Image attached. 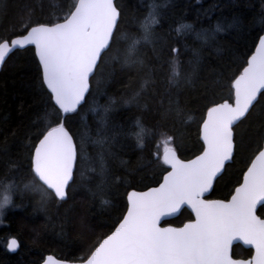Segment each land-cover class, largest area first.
<instances>
[{"label": "trees", "instance_id": "1", "mask_svg": "<svg viewBox=\"0 0 264 264\" xmlns=\"http://www.w3.org/2000/svg\"><path fill=\"white\" fill-rule=\"evenodd\" d=\"M68 3L0 0V38L24 34L29 14L33 21L46 22L62 14ZM116 5L121 16L111 50L103 55L87 102L66 122L77 144L78 164L65 201L42 199L40 192L24 187L33 180L29 155L45 118L56 122L34 48L14 52L1 71L0 182L14 183L16 194L0 221V264H41L48 254L75 262L86 257L125 214L126 193L162 181L166 166L157 162V146L162 156L163 136L174 138L170 146L183 160L200 154L199 127L206 106L212 100L233 102L230 80L246 66L249 51L254 52L252 37L264 33V0H116ZM149 13L158 23L145 42L142 24ZM181 24L190 28L178 33ZM134 38L141 42L129 56ZM126 58L142 63L126 64ZM173 60L179 72L174 81ZM145 80L150 83L140 106L126 103ZM169 100L173 111L162 115ZM258 101L250 118L236 128L235 158L217 179L213 198H229L241 183L253 157L249 137L264 120V99ZM137 120L146 130L143 148L134 134L139 131ZM258 214L264 218L261 207ZM189 219L193 216L184 209L164 224L181 226ZM12 238L20 243L16 253L7 249ZM252 253L239 244L233 248L235 258Z\"/></svg>", "mask_w": 264, "mask_h": 264}, {"label": "snow or ice", "instance_id": "2", "mask_svg": "<svg viewBox=\"0 0 264 264\" xmlns=\"http://www.w3.org/2000/svg\"><path fill=\"white\" fill-rule=\"evenodd\" d=\"M61 12L46 22L33 21L29 14L23 25L24 34L0 38V65L15 50L34 46L41 86L49 95L56 122L53 124L45 118L44 130L29 155L33 180L24 187L40 192L42 199L54 197L65 201L70 186L75 183L78 164L77 144L66 122L87 102L92 79L115 40L121 12L114 0H69L66 10ZM157 23L154 13H149L142 24L145 42H150ZM188 28L190 25L181 24L176 31ZM216 30H221L219 25ZM140 42V39L132 40L129 56ZM252 48L254 52L249 51L246 66L242 65V71L230 80L234 102L212 100L206 106L199 127L203 142L200 154L194 159L182 160L170 146L174 138L163 136L162 156L160 145L157 146V162L166 166L163 182L147 191L127 192L126 213L79 264H264V218L257 215L258 206L264 210V120L249 137L253 157L231 198H205L228 162L235 158L236 128L250 118L258 97L264 99V34L252 37ZM125 63L142 62L126 58ZM178 75L173 60L172 80ZM149 83L145 80L126 103L140 106V98ZM159 104L163 106V100ZM172 104L169 100V107L162 115L173 111ZM175 111L177 114L181 111L178 102ZM135 126L139 128L134 133L137 146L143 148L146 130L139 120ZM0 185L2 221L4 210L13 204L16 186L3 182ZM185 207L191 210L194 219L181 227L161 226V221L167 222L168 217L176 216ZM236 241L254 249L250 259L233 257ZM18 248L17 239L8 241V251L15 252ZM44 264L67 262L48 255Z\"/></svg>", "mask_w": 264, "mask_h": 264}, {"label": "water", "instance_id": "3", "mask_svg": "<svg viewBox=\"0 0 264 264\" xmlns=\"http://www.w3.org/2000/svg\"><path fill=\"white\" fill-rule=\"evenodd\" d=\"M114 3L116 4V0H114ZM119 22V21H118ZM264 34V33H263ZM18 36H20V35H18ZM18 36H15V37H18ZM15 37H13V38H15ZM29 47H33L34 48V46H29ZM18 50H24V49H17V50H15L14 52H16V51H18ZM13 52V53H14ZM12 53V54H13ZM11 54V55H12ZM10 55V56H11ZM10 58V57H9ZM8 58V59H9ZM7 59V60H8ZM7 60H6V62H7ZM5 62V63H6ZM5 63L3 64V65H0V74H1V71H2V69H3V67H4V65H5ZM88 97V96H87ZM258 100H259V97H258ZM233 102H234V100H233ZM83 105V104H82ZM81 105V106H82ZM42 138V137H41ZM202 141V140H201ZM203 143V142H202ZM177 155H178V153H177ZM199 155V154H198ZM178 157H179V155H178ZM180 158V157H179ZM195 158V157H194ZM194 158H192V159H194ZM181 159V158H180ZM183 160V159H182ZM185 161H187V160H185ZM230 163H232V161H230V162H228V164H230ZM227 164V165H228ZM226 165V166H227ZM224 173V172H223ZM222 173V174H223ZM166 174V173H165ZM164 174V175H165ZM221 174V175H222ZM220 177V176H219ZM218 177V178H219ZM217 178V179H218ZM242 179H243V177H242ZM217 181V180H216ZM216 181H214V183H213V189H214V186H215V183H216ZM163 182V178H162V181L160 182V183H162ZM241 182H242V180H241ZM159 183V184H160ZM159 184L158 185H156V186H152V187H158L159 186ZM239 186V185H238ZM152 187H149V188H147V189H144V190H136V189H132V190H130V191H133V190H136V191H147V190H149L150 188H152ZM213 189L209 192V193H207L206 194V197L205 198H208L211 194H212V192H213ZM231 198V196L228 198V199H230ZM224 200H227V199H224ZM260 208V206H258V208H257V215H258V209ZM184 209H187L188 211H190V213H191V210L190 209H188L187 207H185V208H182L181 209V211H180V213H178L176 216H172V217H168L167 218V221H169V220H172V219H175V218H177L180 214H181V212L184 210ZM126 213V212H125ZM193 219H194V216H193ZM164 222L165 221H161V226L162 227H168V226H172V227H181V226H175V225H172V224H164ZM188 222V221H187ZM186 223V222H185ZM16 239V238H15ZM18 241V240H17ZM19 242V241H18ZM242 245L245 249H251V248H249L248 246H246V245H244L241 241H236V242H234V244H233V248L236 246V245ZM19 248H20V243H19ZM19 248L15 251V252H11V253H16L18 250H19ZM252 251H253V253H252V255L254 254V249H251ZM48 255H52V254H48ZM47 255V256H48ZM46 256V257H47ZM55 259H59V260H62V261H66L67 262V264H79V261L78 262H75V261H68V260H65V259H60V258H58V257H56V256H54V255H52ZM46 257H45V259H46ZM234 257V256H233ZM235 258V257H234ZM251 257H249V258H246V259H250ZM45 259H44V261H45ZM244 259V258H243ZM44 261L41 263V264H44Z\"/></svg>", "mask_w": 264, "mask_h": 264}, {"label": "flooded vegetation", "instance_id": "4", "mask_svg": "<svg viewBox=\"0 0 264 264\" xmlns=\"http://www.w3.org/2000/svg\"><path fill=\"white\" fill-rule=\"evenodd\" d=\"M214 187H215V186H214ZM231 195H232V194H231ZM231 195H230V196H231ZM230 196H229V197H230ZM208 198H209V199H228V198H213V197H211V195H210ZM258 215H259V214H258ZM259 216H260V215H259Z\"/></svg>", "mask_w": 264, "mask_h": 264}, {"label": "rangeland", "instance_id": "5", "mask_svg": "<svg viewBox=\"0 0 264 264\" xmlns=\"http://www.w3.org/2000/svg\"><path fill=\"white\" fill-rule=\"evenodd\" d=\"M8 208H9V207H8ZM8 208H6V209H8ZM6 209H5V210H6ZM5 210H4V211H5Z\"/></svg>", "mask_w": 264, "mask_h": 264}]
</instances>
